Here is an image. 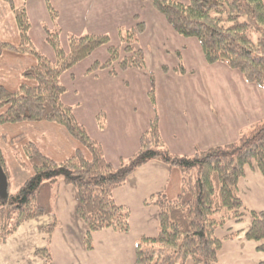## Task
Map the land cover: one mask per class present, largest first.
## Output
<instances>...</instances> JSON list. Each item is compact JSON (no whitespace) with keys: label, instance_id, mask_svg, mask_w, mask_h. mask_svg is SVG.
<instances>
[{"label":"trees","instance_id":"trees-1","mask_svg":"<svg viewBox=\"0 0 264 264\" xmlns=\"http://www.w3.org/2000/svg\"><path fill=\"white\" fill-rule=\"evenodd\" d=\"M2 1L13 13L17 35L12 40L0 38V74L5 76L0 80V130L4 126L50 122L63 127L76 147L70 156L56 161L25 138L26 131L17 127L14 134L1 132L0 168L8 182L7 196L0 194L1 244L25 222L51 213V189L58 179L76 190V214L87 226L84 243L88 250L93 249V234L98 231L128 232L130 211L115 202L113 193L136 170L159 160L171 170L169 181L164 191L144 201L145 205L157 206L159 231L154 237L144 236L137 241L134 264H186L188 260L192 264H216L223 246L217 230L229 221H241L245 214L251 218L246 239L259 242L257 250L264 253V212L247 209L239 194V182L247 168L258 170L264 178V119L252 123L233 142L191 156L172 154L160 131L156 75L151 71L147 95L154 116L140 136L139 149L114 165L77 121L73 107L63 102L66 88L60 77L103 46H107L108 58L95 61L87 69L88 74L107 70L116 76L128 69L145 70V50L137 41L147 30L146 23L139 21L124 32L120 30V45H112L107 34H70L67 50L60 43L62 30L46 29V41L55 52L52 62L32 44L26 8L18 6L17 0ZM151 2L176 34L197 40L206 64H224L239 72L247 83L264 89V0ZM47 5L56 19L58 12ZM176 56L179 64L172 71L186 74L181 52L177 51ZM22 59L25 66L19 72L13 70ZM162 70L169 72L170 68L164 65ZM96 119L103 127L102 112ZM18 138L23 141V159L6 155L18 148ZM13 167L28 173L20 188L11 193ZM57 226L54 217L45 228L49 240ZM37 254L51 264L49 250L41 249Z\"/></svg>","mask_w":264,"mask_h":264},{"label":"crops","instance_id":"crops-1","mask_svg":"<svg viewBox=\"0 0 264 264\" xmlns=\"http://www.w3.org/2000/svg\"><path fill=\"white\" fill-rule=\"evenodd\" d=\"M65 1V7L61 5L59 22L61 18L74 26L88 27V31L94 34L102 33L98 32L100 29L113 28L118 31L135 25L141 21L139 12L145 4V0ZM78 6L82 15L77 17L75 14L73 17L74 9ZM152 14L157 33L170 39L169 25H164L153 11ZM90 15L96 17L89 19ZM143 22L147 30L140 38L150 37L149 26L146 21ZM154 44L157 48L156 59L161 51L176 58L173 64L167 65L169 72H163L162 67L166 64L159 59L152 68L145 50L147 68L140 71H144L146 78L138 73L139 69L120 71L116 76L110 75L107 70H101L96 75L88 74L86 70L84 78L91 83L83 90L82 102L71 104L77 121L88 131H93L91 138L100 144L106 159L114 165L139 149L140 136L154 116L147 95L151 71L156 75V109L160 117V131L166 147L173 154L191 156L199 150L233 142L252 123L264 117L260 116L257 120L250 117V113L260 107L264 111V96L261 95L264 89L247 83L239 72L230 70L224 64H206L199 44L193 50L188 47L189 44L172 50L160 48L156 40ZM176 50H182L186 74L172 71L179 64ZM203 64L216 76L214 82L179 83L183 78L195 79V70ZM126 72H132V80L117 81ZM140 78L143 82L135 83ZM251 92L255 93L252 105L246 96ZM101 112L104 115L103 127L96 119ZM71 143L66 146L67 157L76 147L74 142ZM40 149L43 151V148ZM47 149H51L56 157H64L51 145ZM15 171L13 169L11 172L10 182L15 178ZM170 172L168 165L153 160L131 174L126 184L113 193L115 202L130 211V230L118 233L104 229L94 233L91 250L84 243L87 226L76 214V190L63 179H58L51 189V213L25 222L5 244L0 242V264H46L44 257L37 254L41 249L49 250L51 264H134L137 241L144 236L154 237L159 231V210L157 206L145 205L144 201L165 190ZM27 173L26 170V176ZM239 194L249 210L264 212V178L258 171L247 172L239 182ZM54 217L58 220V226L49 240L45 228ZM250 226L251 218L245 214L241 221H229L217 230V236L223 239V246L216 264L264 262V253L257 250L260 243L246 239ZM228 236L232 237L227 239ZM186 264L192 262L188 260Z\"/></svg>","mask_w":264,"mask_h":264},{"label":"rangeland","instance_id":"rangeland-1","mask_svg":"<svg viewBox=\"0 0 264 264\" xmlns=\"http://www.w3.org/2000/svg\"><path fill=\"white\" fill-rule=\"evenodd\" d=\"M151 1L152 0H145L144 8H142L139 12L141 14V21H146L149 26L150 37L147 36V38L145 37L139 38V40L137 41V44L139 47L146 50V52L149 54L148 55L150 58L149 62L152 68L153 66H156L158 62L157 59H159L161 62H164L166 65H171L176 60L173 54H166V53H163V51H161L158 58L157 59L155 58V55L157 52V48L155 47V44H154L155 40H156L157 45L160 48H163V49L167 48L169 50H172L176 48L177 46L187 45V44H189L188 47L193 50L194 47L198 46V42L194 38H184L182 36H178V34L176 35L170 27L167 28L168 31H171L170 39L167 38L165 35H159L156 29L153 27L156 25V23L154 22L155 19L153 17L152 11L155 13V15H158L156 16L158 17V19H160L161 21H163V23H165L164 25H168V24L165 22L163 17L157 14V12L153 9ZM178 1L187 3V0H178ZM17 3H18V6H24L26 8L29 23L31 24L29 35L31 37L33 46L38 52L48 57L52 62H54L56 59L55 52L53 48L46 41V34H47L46 29H48L51 32H54L55 29L62 30V33L60 36V43H61V46L65 50L68 49V35L70 34L84 35V34L93 32V31H88L89 30L88 27L74 26L68 23L66 20H62L61 18L59 22L61 5L65 7L66 5L65 0H17ZM47 3H49V5H51L53 9L58 12V17L56 19H54L51 16V12L48 9ZM75 14L77 17H80L82 15V10L79 8V6L75 7L74 12H73V17L75 16ZM87 16H89V14ZM94 17L96 16L90 15L89 19H92ZM128 28L130 27L120 28L118 29V31L113 28H106V29H100V31L98 32H102L100 34L109 35L111 38L112 45H120L122 44V39H121L119 32L120 30L124 32V30ZM16 35H17V29H16L13 13L11 12V10H9L7 4L4 1L0 0V38L12 40ZM177 51L178 50L175 51V54ZM108 56L109 54H108L107 46H103L97 49L92 54V56L76 64L70 70H67L65 71V73L62 74V76L60 77V82L66 88V92L62 97V100L65 104L71 105V104H74V102H82L83 90H86V87L91 83L89 80H86V78H84V74L87 70L86 68H89L95 61H101V62L105 61L108 58ZM181 57L183 58L182 50H181ZM24 61L25 60L23 59L21 61H17L13 67V70H16L17 72H19L20 69H22L23 66H25ZM195 72L197 73V76L195 79H191V78L184 79L183 78L179 81V83L189 84L192 82H196L198 84H201V83H212L211 80L213 82L215 81L216 76L212 73V71L209 68H207V66H204V64L197 67ZM131 73L132 72H126V74H123L117 81H120L121 79H123L121 81L132 80ZM138 73H140L142 77H145V78L147 77L146 74H144V71L139 70ZM4 78L5 76L3 74H0V80ZM7 78H8V75H7ZM142 82L143 81L141 78L135 81V83H139V84H141ZM261 95L264 96V93L262 92ZM246 96L247 98H250L249 104L250 105L254 104L255 101L253 97H255V93L251 92L247 94ZM250 105H248L249 110L251 109ZM263 115H264L263 107L258 108L253 113H250V117L253 118L254 120H257L258 117L263 116ZM262 119H264V117L257 121H260ZM17 127L19 128V130L21 129L23 131H26L27 136H25V138H27L30 141L35 142L38 146H40V148H43V151L47 155L51 156L56 161H60L61 159L67 157L65 153L66 146L68 144H72L71 142H73V140L68 136L67 132L65 131L63 127L57 126L56 124L50 123V122H42L38 124H34V123L23 124L21 126H15V125L4 126V128L0 130V135H1V132L6 133L7 135L14 134ZM86 131L89 133V135L94 134L93 131H91L90 129L89 131L88 129H86ZM37 135L39 136L36 137ZM42 138L44 139L41 140ZM51 139H53V141ZM16 144L18 145V148L17 149L12 148L11 153L6 152V155L9 156L10 154H13L15 158L23 159L24 151L20 147V145L23 144L22 139L18 138L16 140ZM48 145H51V147H55L56 152L59 154H62L64 157L60 158L61 157L60 155L56 157V154H54L51 151V149H47ZM53 154L55 156H53ZM10 165H11V162H10ZM12 169H16L13 175V178L14 176L15 178L14 180L12 179L10 182L11 184L10 192L14 193L20 188V186L25 181L26 171L22 170L21 168L17 169V167H13ZM249 170H252V169L247 168L246 174L247 172H249ZM254 171H258V170H254Z\"/></svg>","mask_w":264,"mask_h":264},{"label":"water","instance_id":"water-1","mask_svg":"<svg viewBox=\"0 0 264 264\" xmlns=\"http://www.w3.org/2000/svg\"><path fill=\"white\" fill-rule=\"evenodd\" d=\"M7 188H8V182H7V177L0 168V194L3 197L7 196Z\"/></svg>","mask_w":264,"mask_h":264}]
</instances>
